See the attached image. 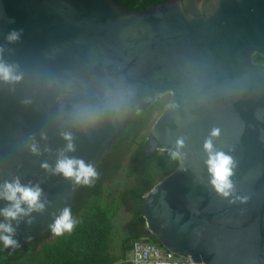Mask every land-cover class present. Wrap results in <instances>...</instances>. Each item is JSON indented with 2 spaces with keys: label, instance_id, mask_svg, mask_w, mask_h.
Returning <instances> with one entry per match:
<instances>
[{
  "label": "water",
  "instance_id": "95a60500",
  "mask_svg": "<svg viewBox=\"0 0 264 264\" xmlns=\"http://www.w3.org/2000/svg\"><path fill=\"white\" fill-rule=\"evenodd\" d=\"M14 29L22 34L9 43ZM256 55L264 57V0H167L142 13L118 0H0V63L21 77L0 79V185L38 184L48 201L31 225H19V246L6 249L40 240L73 206L82 185L51 171L67 146L62 133L75 147L64 154L97 171L133 118L169 96L144 154L179 152V167L145 196L147 229L191 264H264V65ZM78 106L103 114L80 122ZM208 140L233 159L229 199L209 183Z\"/></svg>",
  "mask_w": 264,
  "mask_h": 264
},
{
  "label": "trees",
  "instance_id": "16d2710c",
  "mask_svg": "<svg viewBox=\"0 0 264 264\" xmlns=\"http://www.w3.org/2000/svg\"><path fill=\"white\" fill-rule=\"evenodd\" d=\"M132 13H142L165 3L167 0H118ZM264 63V57H254ZM168 100L160 99L149 110L136 115L124 136L105 157L98 168V179L91 186H81L77 191L72 209L78 221L71 234L56 237L51 231L40 240L16 250H8L0 243V264H118L127 261L132 244L145 240L162 247L146 227L142 207L145 196L164 178L179 167L178 159H172V152H157L146 157L144 145L147 134L141 137L145 128L155 121L154 114L162 112ZM162 105V109L159 108ZM129 158V165L125 166ZM126 170L131 171L133 186H105L114 183ZM123 212L128 213L126 217ZM124 230L123 254L120 258L111 253L114 234ZM132 264V263H126Z\"/></svg>",
  "mask_w": 264,
  "mask_h": 264
},
{
  "label": "clouds",
  "instance_id": "9594fccd",
  "mask_svg": "<svg viewBox=\"0 0 264 264\" xmlns=\"http://www.w3.org/2000/svg\"><path fill=\"white\" fill-rule=\"evenodd\" d=\"M11 20L10 23H14ZM22 30H12L7 35L9 43L16 42ZM0 79L5 82H15L21 79L14 73L11 66L0 63ZM103 113L92 109L89 106H78L75 109V118L80 122H95ZM219 133L214 131L213 136ZM67 142L66 149L62 152L52 169L53 175H60L65 180L72 181L75 185L91 186L98 179V172L91 164H86L84 160L69 157L65 152H74L75 147L72 143L73 137L71 133L65 132L61 134ZM45 137L42 136V139ZM177 147H183V141H177ZM204 150L208 154L206 166L208 174L211 177L209 183L215 193L224 198L229 199L234 192V185L231 177L233 176L234 162L231 156L226 155L222 151H215L211 140L204 144ZM30 151L34 155H39L38 146L33 143ZM172 159L179 158V152L171 153ZM44 169H49V165L44 163L41 165ZM43 190L36 184H22L19 178L11 182H4L0 185V201L4 202V206L0 207V242L5 248H16L19 241L16 239L17 229L21 223L31 225L33 223L32 214L42 213L48 203L47 199H42ZM230 203L233 201H229ZM241 202H244L243 200ZM78 221L72 215L71 207H65L58 216L55 217L49 229L53 236L62 237L65 234H71L75 229Z\"/></svg>",
  "mask_w": 264,
  "mask_h": 264
},
{
  "label": "built area",
  "instance_id": "2783aa9c",
  "mask_svg": "<svg viewBox=\"0 0 264 264\" xmlns=\"http://www.w3.org/2000/svg\"><path fill=\"white\" fill-rule=\"evenodd\" d=\"M132 264H191L176 257L174 253L145 240L132 244Z\"/></svg>",
  "mask_w": 264,
  "mask_h": 264
},
{
  "label": "rangeland",
  "instance_id": "374dc122",
  "mask_svg": "<svg viewBox=\"0 0 264 264\" xmlns=\"http://www.w3.org/2000/svg\"><path fill=\"white\" fill-rule=\"evenodd\" d=\"M168 102H169V98H167ZM161 113H155L154 115V120L155 121L159 115ZM154 123V122H153ZM153 123H150L145 130L142 132V136H144L145 134H147L149 132V130L151 129ZM130 159L127 158L125 161V166L129 165ZM134 182H133V178L131 175V171L130 170H126L125 172H123L120 176H118L117 180L114 183L111 182H106L105 186H107V188L109 189L111 186H133ZM123 215H125L126 217L129 215L128 213L123 212ZM126 235V232H124V230H120L118 231L116 234H114L113 236V240H112V249L115 252H118V250H120V243H121V239ZM56 237L55 236H51L49 238H46L44 240L43 243H47L50 242L52 240H54ZM112 251V250H111Z\"/></svg>",
  "mask_w": 264,
  "mask_h": 264
},
{
  "label": "crops",
  "instance_id": "0c3cea01",
  "mask_svg": "<svg viewBox=\"0 0 264 264\" xmlns=\"http://www.w3.org/2000/svg\"><path fill=\"white\" fill-rule=\"evenodd\" d=\"M111 250H112L111 253H112L113 257L120 258L121 255L123 254L122 239H121V243H120V250H118V252H115L112 248H111ZM126 263H132V251H131V253L128 254L127 261H121L118 264H126Z\"/></svg>",
  "mask_w": 264,
  "mask_h": 264
},
{
  "label": "flooded vegetation",
  "instance_id": "af4514ba",
  "mask_svg": "<svg viewBox=\"0 0 264 264\" xmlns=\"http://www.w3.org/2000/svg\"><path fill=\"white\" fill-rule=\"evenodd\" d=\"M261 65H264V63H261ZM167 98H169V96H167V97H164V99H166V101H167ZM163 99V98H162ZM155 105V104H154ZM159 108H161L162 109V105L159 107Z\"/></svg>",
  "mask_w": 264,
  "mask_h": 264
}]
</instances>
